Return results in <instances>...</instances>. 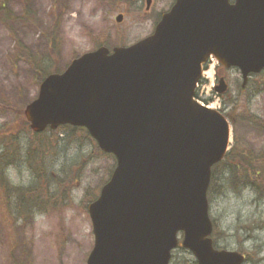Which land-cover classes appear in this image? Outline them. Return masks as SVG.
<instances>
[{
	"label": "water",
	"instance_id": "1",
	"mask_svg": "<svg viewBox=\"0 0 264 264\" xmlns=\"http://www.w3.org/2000/svg\"><path fill=\"white\" fill-rule=\"evenodd\" d=\"M210 58L239 69L243 87L264 70V0H176L152 35L80 56L47 76L26 107L34 133L84 128L116 158L88 208L95 244L87 264H170L180 233L198 264H244L211 238L212 169L228 153L232 130L195 100ZM227 90L221 77L215 91Z\"/></svg>",
	"mask_w": 264,
	"mask_h": 264
},
{
	"label": "rangeland",
	"instance_id": "2",
	"mask_svg": "<svg viewBox=\"0 0 264 264\" xmlns=\"http://www.w3.org/2000/svg\"><path fill=\"white\" fill-rule=\"evenodd\" d=\"M29 1L36 26L19 20L15 25L17 35L33 52L45 53L46 34L55 25L61 42L59 66L62 70L102 45L110 49L130 46L152 35L162 14L175 2L153 0L147 10L145 0H58L56 22L53 16L56 0ZM13 7L21 16L20 5ZM119 15H123L121 23L116 21ZM13 50L14 40L0 24V130L16 126L13 123L19 122L26 106L38 97L41 85L24 61L17 66L11 63L9 56ZM218 67V61L211 58L204 68L196 100L228 117L244 113L264 122V72L253 76L245 90L241 88L238 69L226 70V74L221 72L229 84L228 98L222 99L214 92ZM231 130L229 151L236 131L241 145L264 154V131L244 123ZM29 139L25 133L21 141L24 152ZM51 145L46 160L50 171L61 180H72L66 184L70 188L69 196L63 202L58 197V205H49L48 211L28 217L25 226H21V222L15 225L14 215L10 217L3 207L0 190V264H14L22 246L27 264H87L95 243L88 206L98 198L116 163L112 156L100 151L84 129L58 132L51 136ZM7 177L17 187L31 186L34 181L23 164L10 168ZM226 178L221 176L208 193L215 248L243 253L247 256L245 264H264V198L254 189L232 188ZM11 235L14 241H22L14 252L9 243ZM170 264H197V260L189 250L178 247Z\"/></svg>",
	"mask_w": 264,
	"mask_h": 264
},
{
	"label": "trees",
	"instance_id": "3",
	"mask_svg": "<svg viewBox=\"0 0 264 264\" xmlns=\"http://www.w3.org/2000/svg\"><path fill=\"white\" fill-rule=\"evenodd\" d=\"M20 5L22 15L19 16L14 9V5ZM59 1H55L53 16L58 22ZM21 20L24 24L31 23L36 26L35 13L29 0H0V24L9 31L14 40V50L9 59L14 66L24 61L31 69L33 76L40 84L49 74L61 73L63 70L59 66L61 42L57 35L55 25L46 34L47 50L45 53L33 52L18 37L16 22ZM57 25V24H56ZM227 118L237 129L242 123L249 125L254 129L264 131V122L258 117L251 114L235 115ZM16 126H9L0 130V190L2 193V204L9 213L10 217L14 215L13 222L25 226L28 217L38 212L48 211L49 205L55 207L68 198L70 188L66 184L72 182L71 179H60L59 176L51 170V166L46 160V155L52 148L51 136L65 129L77 130L70 126L60 127L58 130H47L41 134H35L29 129V125L20 114L19 122ZM51 133V136L47 133ZM30 136L27 143L26 151L22 147L21 141L24 134ZM232 149L228 152L225 159L216 165L212 171V180L210 189L213 185L224 176L228 184L234 189H254L264 198V154L260 155L249 146L241 145L236 136ZM19 164H23L33 175L34 181L31 186L17 187L11 185L7 177V171ZM223 169L221 172L219 169ZM90 193L87 194L89 198ZM59 197V198H58ZM58 198V199H57ZM22 241H14L10 238L11 251L18 248ZM22 244V243H21ZM26 252L21 248V253L14 260V264H27Z\"/></svg>",
	"mask_w": 264,
	"mask_h": 264
},
{
	"label": "flooded vegetation",
	"instance_id": "4",
	"mask_svg": "<svg viewBox=\"0 0 264 264\" xmlns=\"http://www.w3.org/2000/svg\"><path fill=\"white\" fill-rule=\"evenodd\" d=\"M222 72H224V71H222ZM224 73H225V72H224ZM220 74H221V71L218 72L217 76H220Z\"/></svg>",
	"mask_w": 264,
	"mask_h": 264
}]
</instances>
